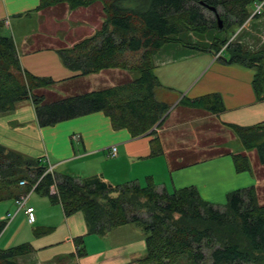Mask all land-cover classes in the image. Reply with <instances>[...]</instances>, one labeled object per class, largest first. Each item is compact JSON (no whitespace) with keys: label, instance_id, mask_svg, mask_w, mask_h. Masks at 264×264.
<instances>
[{"label":"trees","instance_id":"1","mask_svg":"<svg viewBox=\"0 0 264 264\" xmlns=\"http://www.w3.org/2000/svg\"><path fill=\"white\" fill-rule=\"evenodd\" d=\"M63 1L70 9L98 4L104 22L99 30L70 49L56 50L62 64L80 75L117 69L133 77L112 87L46 101L43 91L53 82L22 70L11 37L0 36V114L29 101L39 128L100 112L108 118L111 129H125L131 138L154 135L153 128L160 127L167 116L172 92L158 85L152 56L170 43L213 56L220 51L214 60L252 68V90L256 100L263 99L264 50L246 51L237 43H228V38L219 40L216 36L210 37L204 48L173 37L184 32L203 36L213 29L212 23L204 24L199 11L206 8L203 5L220 8V14L217 10L216 13L221 28L215 24L214 29L224 32L230 26L240 27L248 19L264 15V0ZM53 4L54 0H40L35 10ZM259 4V14L250 17ZM177 104L209 113L223 110L217 94L194 100L180 97ZM226 127L243 152L252 151L257 164L264 166V123ZM150 145L155 153L160 151L157 138ZM243 152L228 153L236 173L249 170ZM39 167L45 169L39 160H29L0 145V201L13 196L15 188H21L22 194L37 182L34 192L60 204L64 216L81 211L90 234L137 223L145 233V253L136 264H175L180 258L185 264H264V204L258 203L253 187L228 193L222 208H216L199 198L193 187L169 194L156 192L150 180L142 186L128 182L112 187L98 180L85 183L53 172L42 175L44 169L38 170ZM19 181H24V186H18ZM49 186H54V194H48ZM112 193L116 195L111 197ZM143 213L147 214L145 219ZM3 227L4 222L0 221V232ZM29 251L26 244L0 250V264H17L16 258Z\"/></svg>","mask_w":264,"mask_h":264},{"label":"crops","instance_id":"2","mask_svg":"<svg viewBox=\"0 0 264 264\" xmlns=\"http://www.w3.org/2000/svg\"><path fill=\"white\" fill-rule=\"evenodd\" d=\"M39 2L0 0V24L11 28L12 21L29 17L31 11L36 13ZM237 29L233 35L236 36L234 43L250 52L264 50V17L246 21ZM11 40L21 69L35 77L50 79L53 83L49 88L52 89L92 79L97 89L86 93L117 85L123 73L131 75L117 69L80 75L62 64L56 49L45 44V36L19 35L11 36ZM36 43L41 45L37 47ZM180 47L165 44L152 56L153 75L158 85L172 92L170 109L162 125L153 128L154 135L131 138L125 129H111L108 118L100 112L39 128L30 102L23 101L13 111L0 114V145L29 160H39L43 166L46 156L53 173L85 183L98 180L112 187L111 182L117 185L135 182L142 186L150 180L156 192L169 194L173 190L193 187L199 198L206 201L224 198L239 185L252 184L255 190L258 189L261 180L253 170L260 165L252 151L247 152L249 170L236 173L230 157L236 152L229 150L228 141L198 146L199 134L206 138L210 131H195L194 127L202 121L220 128L264 123V93L262 100H256L251 86L255 71L214 60L210 52ZM209 94L219 95L221 112L209 113L177 104L180 97L194 100ZM178 109H187L192 115L196 111L202 114L178 120ZM182 126L190 128L191 141L177 135ZM154 137L160 145L157 153L150 145ZM112 147L115 152L110 155ZM211 150L214 153L210 154ZM12 192L13 196L0 201L3 202L0 221L4 222L0 250L26 244L30 251L17 257V264H136L145 253V233L137 223L117 226L102 234H90L81 211L64 216L60 204L52 203L46 195L34 191L25 205L17 209L14 200L22 190L18 187ZM54 193V186H49L48 194ZM26 207L33 210L32 223L27 222Z\"/></svg>","mask_w":264,"mask_h":264},{"label":"rangeland","instance_id":"3","mask_svg":"<svg viewBox=\"0 0 264 264\" xmlns=\"http://www.w3.org/2000/svg\"><path fill=\"white\" fill-rule=\"evenodd\" d=\"M216 10L218 14H220L221 12L220 8L217 7ZM199 11L203 15L205 21L204 24L208 26L210 23H212L213 29L208 30L206 34H203V36L194 32H184L173 37L174 40H179L181 43L184 44L195 43L200 45L201 48H204L211 41V39L209 38L212 36H216L219 40L222 39L224 40V38H228L229 39L228 43L235 42L236 36L234 37L233 35L236 34L239 30L235 25L226 28L224 32H219L218 30L214 29L216 21L213 13L207 10L206 8H201ZM30 13L31 15H29V17L22 16L18 18L21 19L19 22H14L12 21L13 19L11 18L12 21L11 28L6 27L5 25L3 26V24L1 23L0 36L13 37L19 35H29V36L36 35L39 38L45 36L47 38L45 44L47 43L50 44L51 47L55 48L58 51H64L70 49L74 44L81 42L83 39L90 37L92 35V32L99 30L101 24L104 22V16L98 4H93L86 8L70 9L63 0H54L53 5L44 7L42 9H38L36 13H32V11ZM263 17L264 15H261L258 18L248 19L247 21L253 22L254 20ZM17 24H21V25L19 27H16ZM36 45L37 47H39L41 44L36 43ZM166 45L177 46L178 49H181L180 45L178 44L175 45L166 44ZM222 55L226 57L227 54L223 53ZM262 71L264 74V63H262ZM129 76L132 77L133 74ZM129 76L127 75V73H123L121 78H119L120 83L129 80L130 79ZM83 80H87V79H83ZM92 89H97V87L95 86L94 81L90 79L87 81H80L79 83L75 82L69 85H65L64 87H58L57 89L47 88L46 90L43 91V93L45 95L46 101H52L57 96L63 95L64 97H66L65 95H69V94L79 95L85 93V91H89ZM201 114L202 113H200V111H196L195 114L192 115V112L187 109H178L176 113V117L178 120H187V119H191L192 116L193 117L196 115L200 116ZM194 127H195V131L198 130L210 131L209 136H207L206 138L204 135L198 133L200 135L199 138L197 137L196 139L198 146L208 147L213 143L220 144V142L222 143L228 141L229 144L227 145V147L229 148V150L236 153L237 152L242 153L243 151L242 146L237 141V139L233 137V134L229 129L225 127L220 128L219 126H215V124H212L207 121L204 122L202 121L197 125H194ZM178 130H179L178 132L180 133H178L177 135L180 134V136L186 138L187 141H191V137L189 136L190 128L188 126H182ZM211 149H214V147H211ZM212 153H214V151L211 150L210 154ZM243 153L247 156V152H243ZM253 173L258 179L261 180L259 188L255 190L257 201L259 204H264V166H256L253 170ZM245 176L247 175L245 174ZM111 183L113 186L123 185V184L117 185L114 182ZM251 185L248 186L239 185L234 190L228 193H231L236 190L250 188L252 187ZM227 194L225 195L224 198H213V199L211 198L213 201H206L203 199V201L212 204L216 208H222V206L225 203ZM115 195L116 193L110 194L111 197H114ZM1 204H3V202H0V205ZM146 216L147 214L145 213L142 214V217L144 219L146 218ZM175 264H185V261L183 258H180L175 262Z\"/></svg>","mask_w":264,"mask_h":264},{"label":"built area","instance_id":"4","mask_svg":"<svg viewBox=\"0 0 264 264\" xmlns=\"http://www.w3.org/2000/svg\"><path fill=\"white\" fill-rule=\"evenodd\" d=\"M259 12H260V4L254 6V10L252 11V14L250 15V17H252L254 14H259ZM219 54H220V51L214 56V58L218 57ZM74 137H75V136H73V138H74ZM114 152H115V148H114V147L110 148V152H109L110 155H113ZM43 161L46 162V165H45V169H44V172H43L42 175L47 174V173H48V174H51V172H52V167L49 165L46 156H44ZM36 183H37V182H36ZM36 183H34V184L32 185V187H31L27 192L20 194V195L14 200V203H15V205L17 206V209H20V208H22V207L25 205V203H26V201H27V198H28L29 194H30L31 192L34 191V188H35ZM18 186H21V187L24 186V181H19V182H18ZM24 212H25V215H26L27 222H28V223H32V222L34 221V214H33V210H32V208H30V207H26V208L24 209Z\"/></svg>","mask_w":264,"mask_h":264},{"label":"water","instance_id":"5","mask_svg":"<svg viewBox=\"0 0 264 264\" xmlns=\"http://www.w3.org/2000/svg\"><path fill=\"white\" fill-rule=\"evenodd\" d=\"M203 6H205L209 11H211L213 13V15L215 17V21H216L215 23H216L217 28H221V20L219 19L218 15L216 13V10L213 7H211V6H206V5H203ZM37 169L38 170H43L44 167H39Z\"/></svg>","mask_w":264,"mask_h":264}]
</instances>
